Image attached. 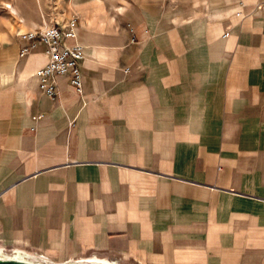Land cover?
Instances as JSON below:
<instances>
[{
  "label": "crops",
  "instance_id": "crops-1",
  "mask_svg": "<svg viewBox=\"0 0 264 264\" xmlns=\"http://www.w3.org/2000/svg\"><path fill=\"white\" fill-rule=\"evenodd\" d=\"M0 251L54 264H264V0H1ZM9 10V8L7 7ZM20 20V21H19ZM56 25L78 94L36 72Z\"/></svg>",
  "mask_w": 264,
  "mask_h": 264
},
{
  "label": "built area",
  "instance_id": "built-area-1",
  "mask_svg": "<svg viewBox=\"0 0 264 264\" xmlns=\"http://www.w3.org/2000/svg\"><path fill=\"white\" fill-rule=\"evenodd\" d=\"M27 45L22 47L20 54H24L37 44L45 47L46 64L36 72L40 81L41 91L48 97L54 98L58 83L67 80L78 94L81 93L83 78L79 63L83 60V48L68 47L65 38L74 37L71 30L64 31L56 25H48L35 29L21 36Z\"/></svg>",
  "mask_w": 264,
  "mask_h": 264
},
{
  "label": "bare ground",
  "instance_id": "bare-ground-1",
  "mask_svg": "<svg viewBox=\"0 0 264 264\" xmlns=\"http://www.w3.org/2000/svg\"><path fill=\"white\" fill-rule=\"evenodd\" d=\"M6 7L9 8L12 15L19 18L17 10L15 9V7H12L9 5H6ZM3 58L4 59L2 61V65L0 67V90L6 89L11 84L12 71H13L14 65L17 61V56H16L15 52H13V51H10L7 54L5 53L3 55ZM0 259L22 260L25 262L36 263V264H54L46 258L33 257V256L27 255V254H25L23 252H19V251H15V252H11V253H5L3 251H0ZM66 264H109V263H106L105 261L102 262V261L96 260L94 258L91 260H81V261H77V262H68Z\"/></svg>",
  "mask_w": 264,
  "mask_h": 264
},
{
  "label": "rangeland",
  "instance_id": "rangeland-1",
  "mask_svg": "<svg viewBox=\"0 0 264 264\" xmlns=\"http://www.w3.org/2000/svg\"><path fill=\"white\" fill-rule=\"evenodd\" d=\"M6 5H8L7 3L4 4V10H3V4L1 3V0H0V67L2 65V61H3V55L6 53H9L10 51H13L15 52L16 56H17V52L14 50V49H9L7 47V43L9 41V39L12 37V36H8L5 34V26L7 24V22H9L7 19H5V16L7 14H9L11 17V21H13V23L17 21V19L13 18L12 17V14L10 12V10L7 9ZM5 253H8V252H5Z\"/></svg>",
  "mask_w": 264,
  "mask_h": 264
},
{
  "label": "water",
  "instance_id": "water-1",
  "mask_svg": "<svg viewBox=\"0 0 264 264\" xmlns=\"http://www.w3.org/2000/svg\"><path fill=\"white\" fill-rule=\"evenodd\" d=\"M0 264H36V263H29L22 260L0 259Z\"/></svg>",
  "mask_w": 264,
  "mask_h": 264
}]
</instances>
